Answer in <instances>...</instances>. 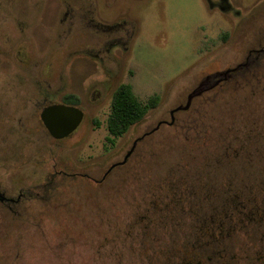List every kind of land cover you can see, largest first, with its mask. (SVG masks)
I'll return each instance as SVG.
<instances>
[{
	"label": "rangeland",
	"instance_id": "374dc122",
	"mask_svg": "<svg viewBox=\"0 0 264 264\" xmlns=\"http://www.w3.org/2000/svg\"><path fill=\"white\" fill-rule=\"evenodd\" d=\"M224 5L13 0L25 35L0 25V45L25 43L16 64L0 58V187L26 198L16 215L0 207V264H179L194 253L196 222L225 195L264 197V55L209 89L214 75L264 47L253 45L264 43V0ZM79 13L112 30L86 27ZM121 84L139 101H160L110 145L106 119ZM201 84L206 90L169 125L170 112ZM28 98L74 107L83 120L53 141L40 106L29 144L9 123L16 113L28 117ZM135 141L126 162L107 172ZM53 167L79 177H58L42 189ZM221 246L211 264H264V223L233 232Z\"/></svg>",
	"mask_w": 264,
	"mask_h": 264
},
{
	"label": "trees",
	"instance_id": "16d2710c",
	"mask_svg": "<svg viewBox=\"0 0 264 264\" xmlns=\"http://www.w3.org/2000/svg\"><path fill=\"white\" fill-rule=\"evenodd\" d=\"M67 99L77 101L74 95H68ZM159 101L157 95L139 101L128 84L119 85L111 97L106 119V141L112 145L115 139L140 124L147 112L158 106ZM257 196L259 198L245 196L240 199L237 194L225 195L220 204L212 207L208 215L196 222L193 232L198 239L191 246L194 253L188 259L181 258L179 264H211L214 258L220 257L221 245L229 235L264 223V197L262 193Z\"/></svg>",
	"mask_w": 264,
	"mask_h": 264
},
{
	"label": "flooded vegetation",
	"instance_id": "af4514ba",
	"mask_svg": "<svg viewBox=\"0 0 264 264\" xmlns=\"http://www.w3.org/2000/svg\"><path fill=\"white\" fill-rule=\"evenodd\" d=\"M222 1H223V7L221 9H222V11H225L227 9V7L224 4H226L227 0H222ZM12 2H13V0H0V25L5 26V28L11 29L12 36L15 34L17 37L21 36L23 39L25 32L20 29L21 24L19 23V19L16 16L12 15V13H11ZM68 13H69V10L67 12H64L63 17H62L63 19L61 20V22H63L65 17H67ZM82 15L79 13V20L82 19V17H81ZM83 18L86 20V27H88V28L93 27L95 29H98L99 32H106V31L112 30V29H109L108 27H105V26H100V29H101L100 30L99 26H97L93 20H90V18L87 17V15H83ZM79 29H81V27H79ZM7 36L4 38H8ZM261 42L262 41H258L257 43H255L253 45H264V43H261ZM22 43L23 44L25 43L24 40H22ZM22 43H20V44H22ZM20 44L19 45H0V58H1V55H5L8 59H11V61H9V62H11L12 64H16L15 61H18V58H19V56L17 58V53H18V55H20L21 54L20 51L24 47V45H20ZM16 49H17V53H16ZM14 51L16 54L14 53ZM262 55H264V47L261 49L249 50L242 63H239L234 68H228L225 71H222V72L214 75L212 78V80H214V81H213L212 85H210L209 89H213L214 87L218 86L219 84L226 82V81L230 80L231 78L237 76L240 73V71L247 70L249 68V66H251L254 62H256L260 58V56H262ZM26 81L30 83L29 85L33 86L35 79L32 76H27ZM68 95H73V94H68ZM68 95H65L63 98L67 99ZM74 96L77 99L76 102L79 103V98L76 95H74ZM25 102H27V104H28L27 107H29V109H31V112L28 115V117L25 118L23 116V114L16 113L15 116H11L9 118V123L14 124V126L16 127L15 129L18 132L21 131L24 134L25 140L27 139L29 141V144H30L32 137H31V135L29 136L28 130L31 128L30 127V124H31L30 120H31V118L32 119L34 118L35 112L39 109L40 106H42L40 111H39V119H40V113L42 112V110L44 108H46L48 106H52V105H58V104L47 102V100H45V99L36 104L35 100L32 98H28L27 100H25ZM171 118L173 119V116L170 115V119ZM40 122H41V120H40ZM171 124L169 123V125H171ZM41 125L43 126L42 122H41ZM160 125L161 124H158L154 130L158 129V127ZM43 128H44V126H43ZM44 130L46 131L45 128H44ZM46 133L51 140L60 141V140L53 139L48 134L47 131H46ZM72 134H70V135H72ZM61 140H63V139H61ZM116 166H118V165L116 164ZM51 171H52V173H51L49 179L47 180L48 182L42 186V189L43 188L45 189L47 187L49 188L58 177H65V178L79 177V172L70 171L69 169L66 170L64 168H54L53 167V168H51ZM104 177H105V175L103 176V178ZM15 194L16 195H14V191L10 190V188H8V187H2V188L0 187V195L2 196V200H0V207H2L8 213H11V215L17 214L16 211H17L21 201L26 198V193H24L23 191L18 190Z\"/></svg>",
	"mask_w": 264,
	"mask_h": 264
},
{
	"label": "water",
	"instance_id": "95a60500",
	"mask_svg": "<svg viewBox=\"0 0 264 264\" xmlns=\"http://www.w3.org/2000/svg\"><path fill=\"white\" fill-rule=\"evenodd\" d=\"M219 82V81H218ZM203 85H199L195 90H193L187 97L186 104L184 106H179L173 109L170 112V115L173 116L174 113L178 111H185L189 108L190 102L193 98L199 96L203 91H205ZM84 114L79 109L74 107H67L63 105H52L44 108L40 113V120L48 132V134L56 140H61L68 137L72 134L81 124L83 120ZM172 118L171 122L172 123ZM135 141L128 151V153L123 158V161L117 165H122L126 162L127 158L133 152L135 145ZM116 165H112L108 172L114 168ZM0 200H2V196L0 195Z\"/></svg>",
	"mask_w": 264,
	"mask_h": 264
}]
</instances>
